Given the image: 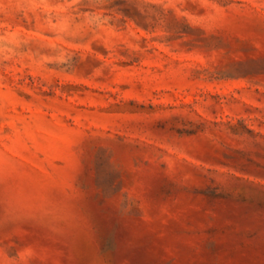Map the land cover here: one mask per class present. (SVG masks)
<instances>
[{
	"label": "rangeland",
	"instance_id": "rangeland-1",
	"mask_svg": "<svg viewBox=\"0 0 264 264\" xmlns=\"http://www.w3.org/2000/svg\"><path fill=\"white\" fill-rule=\"evenodd\" d=\"M0 264H264V0H0Z\"/></svg>",
	"mask_w": 264,
	"mask_h": 264
}]
</instances>
